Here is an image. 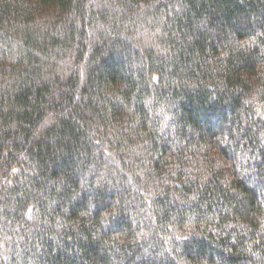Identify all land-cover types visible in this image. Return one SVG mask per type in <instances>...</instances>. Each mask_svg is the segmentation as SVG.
Wrapping results in <instances>:
<instances>
[{"label":"trees","instance_id":"1","mask_svg":"<svg viewBox=\"0 0 264 264\" xmlns=\"http://www.w3.org/2000/svg\"><path fill=\"white\" fill-rule=\"evenodd\" d=\"M0 264H264V0H0Z\"/></svg>","mask_w":264,"mask_h":264}]
</instances>
